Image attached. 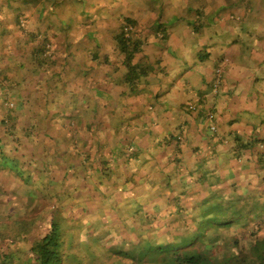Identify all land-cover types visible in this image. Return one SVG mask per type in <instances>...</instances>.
<instances>
[{
    "label": "crops",
    "instance_id": "obj_1",
    "mask_svg": "<svg viewBox=\"0 0 264 264\" xmlns=\"http://www.w3.org/2000/svg\"><path fill=\"white\" fill-rule=\"evenodd\" d=\"M86 5L85 17L71 6L80 21L59 22L66 33L58 34L55 15L28 20V31L44 28L37 40L53 45L48 64L40 60L45 48L36 50L40 42L26 33L16 37L12 15L0 24L3 39L12 42L9 75L20 99L19 110L11 105L10 136L3 133L9 139L2 147L14 149L0 169L8 201L52 200L63 188L68 193L70 178L77 180L70 194H88L96 174L123 162L140 181H125L136 185L125 213L136 202L141 214L148 201L139 194L148 191L178 200L183 214L222 186L229 195L234 184L235 192L251 195L245 187L251 182L264 196V165L252 157L264 152V126L258 128L264 123V0ZM126 26L134 27L130 39L142 43L134 78L119 43ZM1 103L0 119L11 109ZM163 209L167 216L177 208Z\"/></svg>",
    "mask_w": 264,
    "mask_h": 264
},
{
    "label": "rangeland",
    "instance_id": "obj_2",
    "mask_svg": "<svg viewBox=\"0 0 264 264\" xmlns=\"http://www.w3.org/2000/svg\"><path fill=\"white\" fill-rule=\"evenodd\" d=\"M13 1V7L17 5L20 9V12L16 13L17 15L14 14L12 16L17 29H15V31H17L16 37L20 40L21 38L19 34L21 35L23 33H26L29 38L31 36V39L35 34L37 37L40 34V38L44 37L43 34L46 33L44 28L38 32H31L32 28H27V24L28 20L38 21V18H42L47 14L58 17L57 20H54V24L59 29L58 34L66 33L67 29H61L62 24L59 22L72 23L73 20L74 22H77L82 19H79V17L74 18L72 16L71 13H73V11H71V6H74L76 9L75 12H81V15L85 17L86 12L83 11V7L88 5H86L87 2L90 5H93L95 2V0H84L83 2L77 0L76 3L75 0ZM3 2H6V0H0V4ZM51 5L54 9H50ZM2 14L9 18V8H6ZM40 14H42L41 17H39ZM69 14L71 15L61 18V16ZM42 25H45L44 21H42ZM71 25L74 26L73 24ZM5 40L6 44L11 47L12 42L10 39L8 38ZM20 42H17L19 46ZM263 126L264 123L259 122L258 128ZM3 133V131L0 132V140L5 146L9 138ZM67 172L69 175L71 170L68 169ZM137 175H139L138 172L133 170L132 167L128 169V166L123 162L118 168L111 170L110 173L105 176L102 174H96L90 182L88 194L87 192L78 193V195L70 194L72 184L77 181L75 178H70L67 194H65L66 191L65 188H63L62 194H57L55 197H51L53 198L52 200L48 198L45 199L44 197L38 199L35 198L31 201L29 207H21L20 204H16L17 202L10 204L3 211H1L3 207H0V257L1 255L8 254V257L10 256L7 258L9 264H28L30 250L35 243L34 241L45 236L50 230V223L57 219L64 231L62 234L63 240L64 237L66 238L67 235L72 233V229L77 233L76 238L79 237L74 241L72 246L68 244L69 249L68 247L66 250L64 249L66 253L72 256L70 257L69 264H115L117 256L111 253V250L107 249V243L105 240H109V245H113L116 244L117 241L119 242V240L123 241L129 239L130 232H128V234L126 232L123 235H118L117 233L123 228L124 231L127 230V227L120 225L125 219L123 209L124 207H127V203H129L127 202V193L134 196V189L136 186L131 184V186L125 187V184H127L125 181L131 177V180L136 179L139 181V179L136 178ZM134 183H136V181ZM158 191H160L159 186ZM3 194H6L8 197V193L4 192ZM150 194L149 191L139 194L140 197L145 195V201H148V205L144 207L143 212H148L150 214L154 213L157 215L158 220L156 221H159L160 226H156L165 228V226L162 225L165 216V209L163 208L172 209L175 201L170 200L164 193ZM245 206H249V203H246ZM9 207L14 211H9ZM183 215L186 216V214L182 213L179 217L181 218ZM141 220L143 219H140L138 224L137 219L135 222L127 220L131 225L135 226L133 230L136 234L134 233L132 240L137 239L139 241V238L141 239L145 237V227ZM168 221L169 226L166 225V228H171L170 233L176 229L178 232V228L173 229V227L179 223L178 219L175 220L174 218H170ZM240 221V224H233L230 227H214L209 233L206 232L205 234H202L204 243L209 246V249L213 254L231 255L232 253H237L240 249H244L245 253H249L250 245H252L257 239L264 237V215L258 217H256V215L252 216L250 220L242 218ZM82 222L87 223V229L90 232H97L96 237L92 236L91 233L83 236L84 238H82V236L80 237ZM19 230L23 231L20 233L18 232ZM204 230L206 231V229ZM181 234L186 235L187 232L182 230ZM216 238H218V240L214 241ZM19 239L24 242L22 251L20 249L21 241ZM141 244L143 246L144 243ZM131 252L132 254H135L136 249H132ZM74 259L77 260V262H75ZM122 261L127 262L128 260Z\"/></svg>",
    "mask_w": 264,
    "mask_h": 264
},
{
    "label": "trees",
    "instance_id": "obj_3",
    "mask_svg": "<svg viewBox=\"0 0 264 264\" xmlns=\"http://www.w3.org/2000/svg\"><path fill=\"white\" fill-rule=\"evenodd\" d=\"M13 4V0H6V2L0 4V24H4L1 23L5 17L2 12H4L6 8H9V15L12 16L20 12L19 7H17V5L13 7ZM3 36L4 35L0 33V103L2 102V108H4L5 103H7L8 105L10 104V106L12 105L15 110H19V105H16V103L20 104V99L18 95H16L18 93L17 88L19 84L13 81L12 77L9 75L8 62L12 60L10 56L11 48L6 44V40L3 39ZM37 38H39V36L37 37L35 34L32 39L30 37V40L36 43L40 42V44L35 45V47H37L36 50H43L46 47L45 41L43 40V43L42 40L38 41ZM119 39L121 53L124 54V64L129 70L128 75L134 78L137 72L135 71L136 67L133 61L142 43L140 40H131L125 37L123 29L119 35ZM47 59L46 55H43L40 60L48 64ZM12 106L11 109L5 107L9 110L6 115L0 119V132L3 131L8 135H10L11 127H13V123L15 122L13 115L14 109H12ZM11 120L14 122L12 123ZM13 150L14 149L10 145H8V148L6 147L4 149L0 140V169L5 168L7 157L11 155ZM252 157H254L259 164L263 163L264 165V152L254 153ZM245 184V187L252 192L251 195L250 193L240 194L235 192L233 189L238 188L236 184H234L233 189H231L232 187L230 188V191L234 192L230 193V195L228 194L229 187L225 188L222 186L211 192L208 190L204 197L201 195L202 198L200 200H195V202L192 203L189 213H186V216L183 215L184 217L182 216L181 218L179 216L182 212L178 209L179 204L175 201L174 205L177 209L173 212L170 211L171 213L163 218L164 222L162 225H164L165 228L159 227V221H156L158 220L157 215L148 212L139 214V208H134V206H138V203L134 202L133 206V203L130 202L128 207L130 210L126 213L123 211L125 213L124 217L133 222L138 218L137 224L140 222V219H143L141 222L145 227V237L139 238V241L137 239L132 240L135 233L133 228L135 226L124 219L120 225L127 227V230L124 231L123 228L117 234L123 235L126 232L127 234L130 232L129 239L123 241L119 240V242L117 241V243L113 245H109V240H105L107 249L111 250V253L117 256L115 264H264V237L257 239L250 245L249 253H245L244 249H240L237 253H232L231 255L213 254L202 238L203 233H209L214 227H230L233 224H240L242 218L250 220L252 216L256 215V217H258L264 215V196H260V191L258 189L255 190L256 185L254 183L249 182ZM15 186H12V188ZM169 188L171 187L169 186ZM4 192L6 191L0 187V207H3L1 211L5 210L10 204H13L8 201L9 199L6 194H3ZM15 195L16 194H12L11 196L13 197ZM29 200L31 203L33 199L29 197ZM25 203H21L20 200V202L18 201L16 204H20L21 207L30 206V203ZM246 203H249V206H245ZM9 211L14 210L10 208ZM170 218H174L175 220L178 219L179 223L173 227V229L178 228V232L176 229L170 233L171 228H166V225L169 226L168 220ZM81 225L80 237L82 236V238H84L83 236H86L88 233L96 237L97 232H90L87 229V223L82 222ZM156 225L159 226L157 227ZM49 229L50 230L45 236L34 241L35 243L30 250L28 264L70 263V257L72 256L66 253L64 249L66 250L68 244L72 246L74 241L79 238H76V231L72 229V233L67 235L66 238L64 237V241L62 238L64 231L57 219L50 223ZM204 229H206V231ZM182 230L186 231L187 234H181ZM22 231L23 230H19L18 232L21 233ZM19 240L21 241L20 249L22 251L24 242L21 239ZM217 240L218 238L214 241ZM141 243H144L143 246ZM132 249H136L135 254H132ZM9 257L8 254L1 255L0 264H9L7 261ZM122 260L128 261L124 262ZM74 261L77 262L75 259Z\"/></svg>",
    "mask_w": 264,
    "mask_h": 264
},
{
    "label": "built area",
    "instance_id": "obj_4",
    "mask_svg": "<svg viewBox=\"0 0 264 264\" xmlns=\"http://www.w3.org/2000/svg\"><path fill=\"white\" fill-rule=\"evenodd\" d=\"M133 31H134V28H133L132 26H126V27L124 28L125 36L128 37V38L131 36V34H132ZM221 73H222V70H221V68H220V69L218 70L219 78H220ZM218 85H219V82H217V83L215 84V87H214V91H215L216 93L219 91V87H218ZM190 109H191V110H195V109H197V107H196V105L192 104V105H190ZM215 128H216L215 126H212V129H213V130H215Z\"/></svg>",
    "mask_w": 264,
    "mask_h": 264
},
{
    "label": "clouds",
    "instance_id": "obj_5",
    "mask_svg": "<svg viewBox=\"0 0 264 264\" xmlns=\"http://www.w3.org/2000/svg\"><path fill=\"white\" fill-rule=\"evenodd\" d=\"M134 28V27H133ZM123 31H124V29H123ZM125 33V32H124ZM126 37V36H125ZM128 38V37H127ZM129 39H130V37H129ZM45 45H46V47H45V49H44V55H46V57L48 58V59H50L52 56H53V45H52V43L51 42H45ZM52 45V46H51Z\"/></svg>",
    "mask_w": 264,
    "mask_h": 264
}]
</instances>
